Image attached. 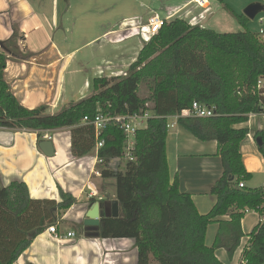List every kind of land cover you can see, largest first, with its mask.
Wrapping results in <instances>:
<instances>
[{"label":"trees","instance_id":"16d2710c","mask_svg":"<svg viewBox=\"0 0 264 264\" xmlns=\"http://www.w3.org/2000/svg\"><path fill=\"white\" fill-rule=\"evenodd\" d=\"M224 7L246 29L249 20ZM19 39L13 30L10 39L1 42L0 128L35 131L40 142L43 132L69 128L71 153L83 157L96 144L94 127L83 122L85 117L151 115L134 135L133 161L124 157L126 139L119 126L110 121L101 131L98 169L101 178L114 180L119 216L102 217L98 238L134 240L137 264H222L215 257L217 249L232 259L245 237L241 230L245 211L264 212V188L238 186L251 179L239 152L248 131L233 128L264 110V85L256 89L257 81L264 79L260 38L248 29L217 33L173 18L143 44L125 75L95 78L89 97L55 114H46L43 106L23 107L3 79L5 53L18 54ZM193 102L216 111L212 118L177 120L195 138L217 144L222 174L210 190L216 202L207 214L198 213L191 196L179 190L177 179L170 182L166 160L167 117L181 114ZM254 140L264 158L263 131H257ZM75 204L76 199L62 191L59 201L32 199L23 182L0 188V264H13L39 233L56 226ZM223 216L229 219L218 220ZM213 222L218 230L208 247L205 234ZM247 237L238 264H264V218Z\"/></svg>","mask_w":264,"mask_h":264},{"label":"crops","instance_id":"0c3cea01","mask_svg":"<svg viewBox=\"0 0 264 264\" xmlns=\"http://www.w3.org/2000/svg\"><path fill=\"white\" fill-rule=\"evenodd\" d=\"M205 1L207 7L201 8L193 0H169L175 5L165 9V20L179 17L190 25L207 28L216 7L214 0ZM129 2V10L123 12L120 4L129 5ZM253 2L264 5V0H255L245 6ZM139 3L136 0H0V42L10 39L13 30L20 36L19 53H5L3 79L11 93L29 110L43 106L46 114H55L70 103L89 97L95 78L120 76L115 68L122 57V61L127 58L120 53V46L133 40L134 31L144 29L147 18L155 13L150 9L146 19L136 15V10L131 8L143 7L144 3ZM151 4L145 5L151 7ZM226 6L236 14L233 3ZM134 20L140 22V27ZM129 33L133 34L131 38ZM142 46L125 61L123 75ZM3 52L0 48V53ZM20 54L27 58L22 60ZM233 128L248 131L239 144L244 168L251 174L245 186L264 188V158L254 140L257 131L264 133V110L249 115L247 122ZM49 136L53 155L47 157L39 148L35 131L0 128V188L14 181L23 182L32 199L59 201L62 191L77 201L56 225L60 239L49 234L46 227L13 264H137L134 240L91 238L83 226L93 203L112 201L115 197L114 180L94 175L98 168L97 150L74 157L69 128L54 130ZM165 152L170 182L178 180L179 190L191 196L198 213L210 212L216 202L210 190L222 174L216 142L201 141L176 124L168 130ZM228 219V216L218 218ZM261 220L258 213H245L241 220L245 237L232 259L224 249L215 250V257L222 264H238L248 242L247 235ZM217 230V222L207 226L206 246L213 244ZM67 233H74L75 237L67 238Z\"/></svg>","mask_w":264,"mask_h":264},{"label":"built area","instance_id":"2783aa9c","mask_svg":"<svg viewBox=\"0 0 264 264\" xmlns=\"http://www.w3.org/2000/svg\"><path fill=\"white\" fill-rule=\"evenodd\" d=\"M198 6L201 8H206L207 3L205 0H193ZM163 18H161L156 13H151V15L147 18L146 24L143 27L146 29L149 37L146 41H148L152 36H154L160 28L163 26L164 22ZM262 19H260V22ZM260 37L264 39V31L260 29L259 31ZM264 85V79H259L256 83V89H260ZM216 116L215 107L213 106H207L204 104H200L198 102H193L191 107L187 110L182 111L181 114L175 115V116H169L167 117L168 123H167V129L173 128L177 124V120L181 118H212ZM151 117L150 114L144 113V114H134V115H117V116H110V115H103V114H97L92 120H88L86 117L83 119V122L85 124H91L94 127V133L96 137V144H95V150H98L103 145V140H100V134L102 129L104 128L105 124L107 122L113 121L117 126H119L125 135V147H124V157L129 160L133 161V157L130 154V150H132L134 146V135L137 130H140L142 128L146 127L148 119ZM50 132H43L40 136V139L42 141H50ZM102 161L98 158L97 165H100ZM98 167V166H97ZM95 176H101V170L96 169L94 172ZM239 188L245 187L244 182L239 183ZM262 208L264 210V198H263V205ZM249 211H245L247 213ZM262 218H264V212L261 215ZM46 231L51 234L54 238L60 239V236L57 233V228L55 225L48 226ZM67 238H74V233H67Z\"/></svg>","mask_w":264,"mask_h":264},{"label":"rangeland","instance_id":"374dc122","mask_svg":"<svg viewBox=\"0 0 264 264\" xmlns=\"http://www.w3.org/2000/svg\"><path fill=\"white\" fill-rule=\"evenodd\" d=\"M222 1L223 3L219 2L218 0H214V5L216 7V14L214 15V17H212L208 25H206L207 29H210L217 33H238V32H242L248 29L250 32L257 35L260 38V40L264 43V39L260 37L259 32H258L260 29L264 31V11L258 14L254 20H249V22L246 25V29H245L241 25V23L236 19V17H234L232 13L224 7L226 6L227 3L229 4L233 3L234 7H236L235 9L236 15L242 16L243 10L246 7L245 3H247L248 1H255V0H222ZM136 2H137V5H140L139 2L144 3V5H142L143 7H138V6L133 7L132 6L133 8L131 9L136 10L135 12L136 15H139L142 17L145 16V19L147 18L149 10L153 9L155 13L157 12V14H159V16L165 20V17H166L165 9H168L169 5H175V3L169 2V0H136ZM150 2H152L151 7L145 5L146 3H150ZM120 6H121L122 11L126 12L129 10L130 2H129V5L127 3H122L120 4ZM260 18L262 19L261 22L259 21ZM134 24L137 27L138 26L140 27V22L138 20H134ZM102 25H106V23H102ZM193 26H197V25H193ZM133 34L132 33L128 34L130 38L132 35L134 36L133 40L130 39L131 41L120 46V51H121L120 53H123L127 56V58L124 59L125 61L130 59L133 53L137 51L138 47L144 44L149 37L146 29H142V28H137ZM122 60H123V57L121 58L119 65L115 68L116 73H119L118 75L120 76L123 75L122 72H123V69H125L124 68L125 61H122ZM122 165H123V162H122Z\"/></svg>","mask_w":264,"mask_h":264},{"label":"water","instance_id":"95a60500","mask_svg":"<svg viewBox=\"0 0 264 264\" xmlns=\"http://www.w3.org/2000/svg\"><path fill=\"white\" fill-rule=\"evenodd\" d=\"M264 11V5L259 2H253L248 4L244 10L243 15L248 20H254L258 14ZM1 48V42H0ZM40 150L47 157L53 155L52 145L49 141H42L39 144ZM119 216V205L114 199L112 201H106L104 203L95 202L91 206L90 210L86 214V218L83 221V226L89 232L88 237H98V229L100 226V220L102 217L106 218H117Z\"/></svg>","mask_w":264,"mask_h":264}]
</instances>
